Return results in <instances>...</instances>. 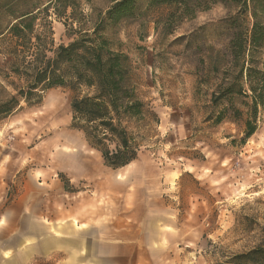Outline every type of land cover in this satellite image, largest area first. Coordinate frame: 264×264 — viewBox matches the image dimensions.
<instances>
[{"label": "rangeland", "instance_id": "1", "mask_svg": "<svg viewBox=\"0 0 264 264\" xmlns=\"http://www.w3.org/2000/svg\"><path fill=\"white\" fill-rule=\"evenodd\" d=\"M75 1L79 19L81 12L92 13L95 19L114 0ZM137 2L138 15L109 23L104 36L113 49L130 57L132 83L145 104L143 116L123 123L138 145V158L125 168H107L101 153L71 126L74 93L68 89L49 90L40 103L23 102L20 109L0 118V264L4 250L18 243V230L28 227V216L14 209L27 213L29 205L37 209L44 205L15 204L24 182L38 176L70 182L60 207L69 208L78 200L84 209H93V199L98 200V220L105 223L117 217L107 213L110 204L120 209L111 194L132 186L134 205L157 206L161 212L151 213L160 220L157 232L142 234L149 245L156 244L150 250L152 264H220L236 253L264 247V109L260 108L257 131L244 145L242 121L216 123L207 118L211 94L224 76L226 37L220 20L229 9L213 3L194 18L176 19L168 18L169 6ZM9 21L0 14V29ZM71 21L58 17L51 5L48 14L37 20L36 29L42 31L50 24L56 47L75 36L71 28L78 26ZM13 45V39L0 37V71L9 66ZM10 80L22 84L11 73ZM0 82L8 93H15L2 73ZM241 102L235 97L236 106L243 109ZM98 166L93 175L92 168ZM40 170L49 174L41 175ZM143 227L154 229L151 224Z\"/></svg>", "mask_w": 264, "mask_h": 264}, {"label": "trees", "instance_id": "2", "mask_svg": "<svg viewBox=\"0 0 264 264\" xmlns=\"http://www.w3.org/2000/svg\"><path fill=\"white\" fill-rule=\"evenodd\" d=\"M148 1L152 6H169L168 18L176 19L194 18L213 3L229 9L220 20L226 37L224 76L211 94L212 111L207 118L216 123L242 121L240 143L244 145L257 131L260 108L264 109V0ZM51 5L58 17L69 18L72 26H78L71 28L75 34L71 41L56 47L50 24L42 31L36 29L37 20L48 14ZM138 12L137 0H114L95 19L92 13H79L82 20L77 16L75 0H0V14L10 18L0 29V37L14 40L12 60L0 74L15 91L8 93L0 82V118L20 109L23 102L40 103L43 93L49 90L68 89L74 93L70 99L71 126L101 153L104 165L116 170L134 162L138 145L123 123L143 116L145 104L132 83L130 57L113 49L104 32L109 23L135 17ZM10 73L22 84L11 81ZM235 97H241L243 109L236 106ZM220 264H264V247L236 253Z\"/></svg>", "mask_w": 264, "mask_h": 264}, {"label": "crops", "instance_id": "3", "mask_svg": "<svg viewBox=\"0 0 264 264\" xmlns=\"http://www.w3.org/2000/svg\"><path fill=\"white\" fill-rule=\"evenodd\" d=\"M99 170V166L93 167L92 174H97ZM38 173L49 174L45 170ZM119 180L125 182L124 178ZM68 183L66 185L55 177L39 179V176L24 182L22 194L15 201L16 206L22 207L25 201L43 202L44 205L38 209L29 205L27 213L25 209H14V213L28 216L29 223L26 229L16 232L18 243L4 250L2 264H152L150 250H155L156 244L149 245L144 237L143 241L142 234L157 232L160 220L151 213H161L159 207L134 205V196L130 191L133 187L129 186L126 192H121L123 195L120 192L109 195L112 202L118 199L120 209L110 204L107 213L113 217L117 214V217L101 222L98 220L101 209L95 198L93 209H84L85 204L78 200L69 208L59 206L68 193ZM28 191L35 193L27 194ZM164 213L167 211L164 210ZM139 216L145 217V220ZM136 217L138 221L134 220ZM145 224H151L154 229H146L143 227Z\"/></svg>", "mask_w": 264, "mask_h": 264}]
</instances>
